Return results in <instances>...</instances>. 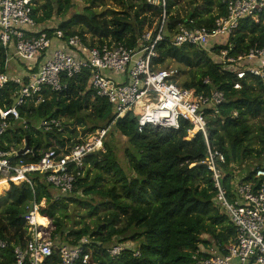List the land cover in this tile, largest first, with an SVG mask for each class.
<instances>
[{"label": "trees", "instance_id": "16d2710c", "mask_svg": "<svg viewBox=\"0 0 264 264\" xmlns=\"http://www.w3.org/2000/svg\"><path fill=\"white\" fill-rule=\"evenodd\" d=\"M93 1L101 0H90L91 7ZM114 1L124 7L123 12L108 10L97 14L90 11V7L84 14L64 18L58 29L64 32L65 39L80 35L90 47L114 42L135 48L147 18L140 17L139 12L133 15L131 3H138L143 14L150 12L153 19H160L163 13L161 0L158 6L147 0ZM181 1H187L191 7L185 19H195L198 26L209 29L227 13L222 0H166L167 13L171 14L170 30L175 27L172 22L183 21L181 16L173 13ZM74 6V0H34L33 18L37 24L44 25L57 15L66 17ZM45 32L54 37V29ZM54 42L61 47L65 45L61 41ZM228 44L235 46L230 52L234 57L253 47H263L264 16L259 22L241 21L234 36L211 40V54L188 46L174 47L165 40L157 45V56L152 64L155 70L170 69L167 63L171 61L182 66L179 77L184 81L178 83L181 88L194 89L205 96L216 90L225 94L226 102L219 107V116L210 119L209 144L225 157L221 164L225 173L222 184L231 194L232 165H242L252 159L264 164V81L260 76L248 73L240 82L242 88L235 89L236 73L226 70L217 58ZM11 50L15 52L14 47ZM47 53L31 60L32 72L38 71ZM6 57L0 44V72H5ZM90 75V70L85 69L74 79L65 80L68 88L63 93L45 89L44 104L27 100L25 105L18 107L21 117L28 120L31 127L44 119H63L64 132L28 131L15 126L0 139V148L7 151L21 150L24 140L31 148L47 150L81 144L97 130L108 129L107 135L111 137L104 140L105 152L101 157L86 158V176L76 183L73 196L56 200V193L53 194L39 177L35 178L36 202L47 201L38 214L40 231L69 247L77 246L83 237L94 238L96 244L88 247L87 252L97 264H195L193 254L201 250V256L205 258L225 255V247L234 240L236 232L214 204L217 190L211 172L202 164L208 153L203 135L188 140L187 122H182L178 131L148 126L139 133L138 119L133 113L117 119L108 100L93 96L88 89ZM207 78L210 84L204 83ZM18 90L19 86L9 82L0 91V106L11 108ZM236 112L238 116L234 117ZM258 119L262 120L259 125ZM76 127H81L82 134L89 137L71 142L72 136L67 129ZM114 134L125 139L122 163L116 152ZM25 159L35 163L39 157ZM93 171L96 174L92 177ZM246 174L242 176V182L252 179L251 172ZM2 188H8L6 180H0V190ZM83 194L88 198L96 197L98 206L90 203L92 199L90 202L82 200ZM34 198L28 185L14 184L0 197V238L14 246L24 245L27 231L23 215ZM68 203L86 206L91 217L98 215L99 207L106 213L103 219L98 218L93 229L90 226L65 229L62 217L67 215ZM118 243L130 244L131 248L118 258H112L107 251ZM14 246L0 250V264L14 263ZM136 251L140 252L139 257L134 256Z\"/></svg>", "mask_w": 264, "mask_h": 264}, {"label": "built area", "instance_id": "2783aa9c", "mask_svg": "<svg viewBox=\"0 0 264 264\" xmlns=\"http://www.w3.org/2000/svg\"><path fill=\"white\" fill-rule=\"evenodd\" d=\"M160 0H148L150 4H159ZM226 7V16L216 20L209 29L198 26L195 19L181 20L173 30L169 29L171 14L167 13L166 0H161L163 13L158 24L151 32L147 31L138 39L135 48L122 43L88 46L80 35L65 39L62 30L56 28L41 29L33 18L34 0H0V44L6 51L5 72H0V91L9 83L19 86L11 108L0 106V139L12 128L18 126L24 130L50 133L64 132L63 119H44L31 127L28 120L21 117L18 107L33 100L44 104L45 89L53 93H63L68 85L65 80L74 79L85 69L90 70L88 89L94 97L108 100L116 118L133 113L138 119V130L142 133L148 126L159 129H181L182 122L189 125L188 140L202 134L208 145V158L202 162L212 174L217 195L215 206L225 215L235 229L234 240L225 247V255L205 258L201 251L193 254L195 264H264V164L254 166L253 176L248 182H242L241 171L232 165V192L223 186L225 173L221 164L224 155L209 144L210 119L219 116V107L226 102L225 94L213 91L210 96L197 94L194 89L179 86L180 72L176 68L155 70L152 61L157 56V45L165 40L178 48L193 47L212 53L211 40L219 37H231L239 29L241 21L251 19L259 22L264 16V0H222ZM54 29V39L45 30ZM64 42L56 48L51 57L42 63L37 72L27 77L11 76L8 72L10 51L14 47L15 56L24 60H35L44 56L53 41ZM221 49L217 55L224 68L236 73L238 81L235 89L242 88L241 80L248 73L260 76L264 81V46L253 47L247 53L237 57L230 52L234 44ZM210 84L207 78L204 82ZM238 113H234L237 117ZM108 129L97 130L93 139L67 148L59 146L49 149L24 150L28 142L24 140L21 150H3L0 148V180H6L10 186L28 185L35 196L27 206L26 235L24 245L14 246L0 238V250L14 246L13 264H97L92 262L88 247L95 245L94 238L83 237L75 247L58 243L52 238L43 237L40 226L34 216L46 207L47 201L36 202V177L50 188H55L56 200L73 196L76 183L86 176L88 165L86 158L95 151H102ZM38 152V153H37ZM39 157L35 163L26 161V157ZM32 205V209H30ZM130 244H114L107 253L118 258ZM135 257L140 252L134 253Z\"/></svg>", "mask_w": 264, "mask_h": 264}, {"label": "rangeland", "instance_id": "374dc122", "mask_svg": "<svg viewBox=\"0 0 264 264\" xmlns=\"http://www.w3.org/2000/svg\"><path fill=\"white\" fill-rule=\"evenodd\" d=\"M148 1V0H147ZM149 3V2H148ZM150 4V3H149ZM74 7L69 11V13L67 14V16H58L54 17V20L51 23H48L47 25H49V27L51 28H56L58 27L59 23L62 20H65L66 18H70L74 15H80V14H84L86 12V9L90 8L92 4H90V0H74ZM93 7L90 8V11H94L97 14H102L104 12H107L108 10H115L117 12H123L124 11V7L120 6L119 4H116V2L114 0H101L100 2L95 1L93 3ZM157 6L159 5L158 3L156 4ZM155 5V6H156ZM189 9H191V7L189 6L187 1H181L179 3V5L174 9L173 13L175 15H179V16H186L187 12L189 11ZM130 12L134 15V13L139 12L140 13V17H145L147 18V20L144 22L143 24V33L144 32H151L155 29V26L158 24V18L153 19V17L151 16L150 12L148 13H144V11H142V8L140 7V5L138 3H131V9ZM107 18H109V16H106ZM65 18V19H64ZM153 19V23L151 26V21ZM87 38L91 39L89 35L86 36ZM53 49V47H52ZM48 55V53H47ZM170 65V68H176L178 70L183 69L182 66L178 65L177 63L171 61L170 63H167ZM186 78V77H185ZM184 78V79H185ZM181 82H183V79H180ZM257 124H261L262 120L258 119ZM258 127V126H257ZM73 128H68L67 130L69 131V133H71L72 136V141L71 142H76L78 139L80 138H84L85 140L89 137H85L82 134V128L81 127H76V129ZM96 136H92L89 139H93ZM111 136L108 134L107 135V139L108 140ZM114 137L116 138L115 140V145H117V154L119 156V161L122 163L123 162V151L125 149L126 143H125V139L121 138L119 136H117L116 134H114ZM189 139L191 137H188ZM111 141V140H110ZM102 152H105V148L103 147ZM259 164H262L255 161L254 159L250 160L249 162L243 163L242 165L236 164L237 166V172L241 171L240 173V177L244 176L246 174V172H250L252 170V168L254 166H257ZM235 169V168H234ZM233 169V170H234ZM94 174H96L95 171H93L92 173V177L94 176ZM247 175V174H246ZM8 188L5 190L4 188H2L0 190V197L4 196L11 188V186L9 184H7ZM53 194L57 193L58 191L55 190V188H51ZM71 197V196H70ZM80 198L84 201H89L90 199H92V201L90 203H92L93 206H98L99 204V200L96 199V197H90L88 198L87 196H85L84 194L80 196ZM106 212H104V210L99 207V213L96 217H91L89 214V208H86V206H80L79 204L76 203H68V210H67V215L65 217H62L66 223V227L65 229L68 228H74V229H82L85 226H90L91 229H93L95 227V225L98 222V218H102L104 217ZM40 215V214H39ZM43 237H45V235L43 234ZM47 238H49L47 236Z\"/></svg>", "mask_w": 264, "mask_h": 264}, {"label": "crops", "instance_id": "0c3cea01", "mask_svg": "<svg viewBox=\"0 0 264 264\" xmlns=\"http://www.w3.org/2000/svg\"><path fill=\"white\" fill-rule=\"evenodd\" d=\"M53 20H51L48 23H51ZM48 23H46L44 25H39V24L38 25H39V27H41V29L51 28V27H49V25H47ZM52 47H53V49H52ZM52 47L48 51V55H47L45 60H47L51 57L53 51L56 48H61V46H59V44L57 42H54V41H53ZM10 54H11V57L9 59V66H8L7 71L11 76L27 77L29 74H31V68H32V70L34 69V67H32L33 63H31V61H26L24 59L18 58L17 56H15V52L12 50L10 51ZM44 61H43V63H44Z\"/></svg>", "mask_w": 264, "mask_h": 264}, {"label": "water", "instance_id": "95a60500", "mask_svg": "<svg viewBox=\"0 0 264 264\" xmlns=\"http://www.w3.org/2000/svg\"><path fill=\"white\" fill-rule=\"evenodd\" d=\"M92 3H94V1H93ZM16 101H17V99H14V100H13V106H15ZM28 149H30V148H29V145H27V147H26L24 150H22L21 153L25 152V151L28 150ZM89 156H90V157H101V156H102V151H95V152H92ZM207 158H208V155H205V159H207ZM32 207H33V206L30 205V209H32ZM27 216H28V213H27V214H24V215H23V219H25V217H27Z\"/></svg>", "mask_w": 264, "mask_h": 264}, {"label": "bare ground", "instance_id": "6f19581e", "mask_svg": "<svg viewBox=\"0 0 264 264\" xmlns=\"http://www.w3.org/2000/svg\"><path fill=\"white\" fill-rule=\"evenodd\" d=\"M34 219H35V223L39 225V222H38V214H35Z\"/></svg>", "mask_w": 264, "mask_h": 264}]
</instances>
